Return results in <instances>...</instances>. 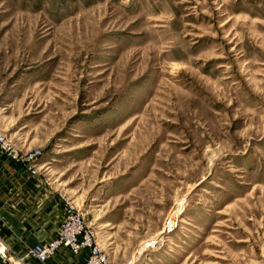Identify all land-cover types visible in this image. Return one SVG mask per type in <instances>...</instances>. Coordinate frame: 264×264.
Masks as SVG:
<instances>
[{"label": "rangeland", "instance_id": "374dc122", "mask_svg": "<svg viewBox=\"0 0 264 264\" xmlns=\"http://www.w3.org/2000/svg\"><path fill=\"white\" fill-rule=\"evenodd\" d=\"M0 133L109 264H264V0H0Z\"/></svg>", "mask_w": 264, "mask_h": 264}, {"label": "crops", "instance_id": "0c3cea01", "mask_svg": "<svg viewBox=\"0 0 264 264\" xmlns=\"http://www.w3.org/2000/svg\"><path fill=\"white\" fill-rule=\"evenodd\" d=\"M63 219V202L44 176L0 154V251L23 257L30 248L55 236ZM85 251L62 249L53 264H83ZM26 264H39L25 256ZM0 264H7L0 258Z\"/></svg>", "mask_w": 264, "mask_h": 264}, {"label": "built area", "instance_id": "2783aa9c", "mask_svg": "<svg viewBox=\"0 0 264 264\" xmlns=\"http://www.w3.org/2000/svg\"><path fill=\"white\" fill-rule=\"evenodd\" d=\"M0 154L22 164H30L34 158L33 155L28 157L21 155L12 141L2 133H0ZM62 249L74 255L85 251L87 256L83 264H109L107 254L97 243L96 232L88 226L83 214L68 200L63 203V219L55 236L37 243L25 256L35 259L39 264H53L51 259ZM25 256L8 255L7 251H0V258L7 264H26Z\"/></svg>", "mask_w": 264, "mask_h": 264}, {"label": "bare ground", "instance_id": "6f19581e", "mask_svg": "<svg viewBox=\"0 0 264 264\" xmlns=\"http://www.w3.org/2000/svg\"><path fill=\"white\" fill-rule=\"evenodd\" d=\"M174 216H175V214H174ZM174 218V217H173ZM173 218L171 219V221L170 222H173L172 220H173Z\"/></svg>", "mask_w": 264, "mask_h": 264}]
</instances>
